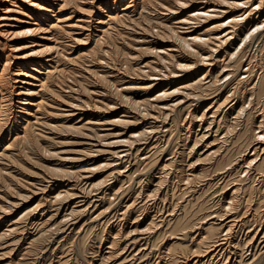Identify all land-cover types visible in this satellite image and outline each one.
I'll list each match as a JSON object with an SVG mask.
<instances>
[{"label":"bare ground","instance_id":"1","mask_svg":"<svg viewBox=\"0 0 264 264\" xmlns=\"http://www.w3.org/2000/svg\"><path fill=\"white\" fill-rule=\"evenodd\" d=\"M262 138L264 0H0V264H253Z\"/></svg>","mask_w":264,"mask_h":264},{"label":"rangeland","instance_id":"2","mask_svg":"<svg viewBox=\"0 0 264 264\" xmlns=\"http://www.w3.org/2000/svg\"><path fill=\"white\" fill-rule=\"evenodd\" d=\"M90 242H91V241H90ZM262 243H264V240L262 241ZM87 247H88V246H87ZM256 251H257V250H256ZM158 252H159V250H157L156 247H154V248L150 251V253L148 254V256H147V260L144 261V262H142V264H145L146 262L151 263V264H154L153 260L156 259L157 255L159 254ZM246 253H247V252H246ZM261 255H262V257H261ZM253 256H255V254H254V255H253V254H248V257L253 258ZM256 257H257V258H256ZM256 257H255V259H254V263H253V264H264V251H263V253H260V252L257 251V252H256ZM251 258H249V260H250Z\"/></svg>","mask_w":264,"mask_h":264},{"label":"snow or ice","instance_id":"3","mask_svg":"<svg viewBox=\"0 0 264 264\" xmlns=\"http://www.w3.org/2000/svg\"><path fill=\"white\" fill-rule=\"evenodd\" d=\"M262 139H264V138H262Z\"/></svg>","mask_w":264,"mask_h":264}]
</instances>
